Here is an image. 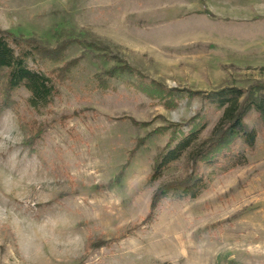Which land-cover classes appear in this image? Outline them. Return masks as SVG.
Listing matches in <instances>:
<instances>
[{
    "label": "rangeland",
    "instance_id": "374dc122",
    "mask_svg": "<svg viewBox=\"0 0 264 264\" xmlns=\"http://www.w3.org/2000/svg\"><path fill=\"white\" fill-rule=\"evenodd\" d=\"M0 30L58 90L32 109L0 73V264H264L254 114L247 164L201 163L197 199L150 210L185 160L149 183L174 126L198 117L210 135L203 95L264 87V0H0Z\"/></svg>",
    "mask_w": 264,
    "mask_h": 264
},
{
    "label": "trees",
    "instance_id": "16d2710c",
    "mask_svg": "<svg viewBox=\"0 0 264 264\" xmlns=\"http://www.w3.org/2000/svg\"><path fill=\"white\" fill-rule=\"evenodd\" d=\"M19 41L23 40L0 30V73L6 70L3 87L7 92L24 89L29 94L27 104L32 109L46 107L58 95V90L49 77L28 66V61H33L34 57L31 50L16 52L15 48L22 44ZM35 51L41 57L48 55L43 49ZM203 97L209 108L220 112V117L206 139L201 137L207 122L198 117L191 120L186 132L180 126L173 127L170 141L155 159L149 183L158 181L166 170L181 160L189 164L190 172L184 178L162 184L155 190L151 212L167 197L197 199L207 185L199 174L201 163L219 165L224 172L245 166L247 152L254 150L258 137L257 130L246 123L250 114L258 118L264 136L263 86L256 84L246 90L227 87Z\"/></svg>",
    "mask_w": 264,
    "mask_h": 264
}]
</instances>
